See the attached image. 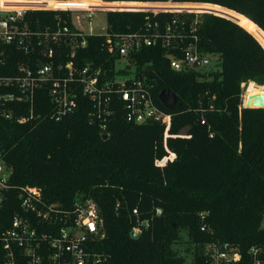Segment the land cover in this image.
Segmentation results:
<instances>
[{"label": "trees", "instance_id": "1", "mask_svg": "<svg viewBox=\"0 0 264 264\" xmlns=\"http://www.w3.org/2000/svg\"><path fill=\"white\" fill-rule=\"evenodd\" d=\"M88 1L113 9L105 11L107 31L143 33L147 23L156 22L163 32L169 24L183 34L178 44L196 35L201 50L219 56L221 68L175 71L166 54L181 52L159 44L135 55V73L153 81L157 104L171 113L169 133L189 135L167 137L176 156L160 168L154 162L167 154L160 122H127L117 110L103 139L98 125L89 123L90 105L81 97L77 109L59 121L50 117L47 86L35 90L32 104L6 98L21 91L17 82L4 79L20 76L21 66L35 69L46 58L41 46L25 53L17 41L0 40V151L12 169L10 183L39 186L48 203L63 207L92 197L103 236L89 244L108 257L107 264H186L185 255L173 248L181 231L192 264H207L204 245L213 241L238 246L248 261L251 247L264 250V103L244 107L255 106L252 96L264 93V0ZM64 3L68 0H0V9L35 7L16 21L31 32L56 29L58 23L77 30L75 11L51 8ZM163 9L169 11H157ZM103 40L86 35V45L72 58L70 46L62 45L55 62L72 59L76 68L90 64L104 78L126 73L116 70L118 57L107 52ZM161 90L170 92V102L176 96L174 107L161 103ZM31 109L34 118L19 122ZM19 211L13 188L0 206V232ZM144 220L148 225L140 224L139 236L132 237L133 227Z\"/></svg>", "mask_w": 264, "mask_h": 264}, {"label": "built area", "instance_id": "2", "mask_svg": "<svg viewBox=\"0 0 264 264\" xmlns=\"http://www.w3.org/2000/svg\"><path fill=\"white\" fill-rule=\"evenodd\" d=\"M24 10H9L5 15L0 14V40L17 41L25 53L35 45L41 46L46 60H39L35 69L21 66L20 76L4 79L6 83L17 82L21 91L18 96L9 94L6 98L16 97L32 104L35 90L47 86L53 106L50 117L59 121L77 109L81 97L89 102L88 121L98 125L101 136L104 133L109 136V123L117 110L123 112L127 122H160L165 125L163 145L167 154L154 163L161 168L167 161H172L176 155L168 149L167 137L189 135L169 133L171 113L157 104L153 81L144 73H135V55L145 46L159 44L165 49L169 47L181 52L180 55L170 51L166 54L170 67L175 71H218L220 68L211 67V53L199 48L197 36L193 35L188 43L178 44V39L183 41L181 31L168 24L162 32L156 22L147 23L143 33H94L80 29L83 20H91L90 12L88 17L75 12L73 20L77 30L58 23L56 29L31 32L26 27L20 29L16 24ZM93 34L104 37L102 45L108 53L118 57L116 70L126 73L104 78L101 70L90 64L76 68L72 59L55 62L61 56L57 50L62 45L70 46L72 58L77 48L86 45V35ZM32 118L31 109L29 118L18 120L25 122ZM201 123H204L203 118ZM11 173L12 169L0 151V206L13 188L17 189L20 200V211L14 213L9 227L0 232V264H107L108 257L93 250L89 244L103 236L99 208L92 197L76 198L70 207L48 203L41 187L12 185ZM133 213H138L137 208L133 209ZM161 213L162 210L157 208L156 214ZM148 223V220L138 221L132 232L139 234L141 225L147 226ZM204 228L203 225L201 229ZM204 254L207 264H264L263 248L254 246L248 250V261H245L238 246L217 241L204 245Z\"/></svg>", "mask_w": 264, "mask_h": 264}, {"label": "rangeland", "instance_id": "3", "mask_svg": "<svg viewBox=\"0 0 264 264\" xmlns=\"http://www.w3.org/2000/svg\"><path fill=\"white\" fill-rule=\"evenodd\" d=\"M29 8H35V7H28V8H21V10L24 9H29ZM40 8H50L48 7H40ZM52 9H71L75 12H80V14H83L84 16H87V14L90 12L91 13V22L87 19V20H83L81 22V26L80 29L86 30V31H91L94 33H106L107 31V22H106V13L105 11L107 10H113V9H107L104 7H97V5L92 6L91 2H89L88 0H68V3H64V4H58L56 7H51ZM119 10V9H118ZM121 10V9H120ZM126 10V9H123ZM140 10H144V9H140ZM3 11H9V10H0V14ZM157 11H169L166 9L163 10H157ZM174 12H189V11H180V10H176ZM204 12V11H201ZM88 17V16H87ZM211 53L210 55V60H211V67L212 69L215 68H221V61L217 58V55ZM214 68V69H215ZM219 70V69H218ZM248 83V82H246ZM242 84V89H243V93H242V106L243 105V97H244V93H245V84ZM263 87V86H262ZM264 88V87H263ZM170 102V101H168ZM263 225H264V219H263ZM181 238L178 242L173 244V248L175 250H177L180 254L185 255L186 264H190L191 258H192V253L191 251L188 250L189 248V243H188V239H187V234L185 233V231H181Z\"/></svg>", "mask_w": 264, "mask_h": 264}, {"label": "water", "instance_id": "4", "mask_svg": "<svg viewBox=\"0 0 264 264\" xmlns=\"http://www.w3.org/2000/svg\"><path fill=\"white\" fill-rule=\"evenodd\" d=\"M264 87V85H263ZM170 94V92H167L166 90H161L158 94V98L161 101V103L166 106L167 108H172L174 107L175 103H176V96L174 94H172V101L168 102V95ZM253 97V104L255 106H244V107H262L260 106L261 104L264 103V93H257L255 94ZM250 97L248 99V101H250ZM103 139H107L108 138V134L104 133L101 136ZM131 236L132 237H138L139 234H136L134 232H131Z\"/></svg>", "mask_w": 264, "mask_h": 264}, {"label": "bare ground", "instance_id": "5", "mask_svg": "<svg viewBox=\"0 0 264 264\" xmlns=\"http://www.w3.org/2000/svg\"><path fill=\"white\" fill-rule=\"evenodd\" d=\"M0 10H17V9H0Z\"/></svg>", "mask_w": 264, "mask_h": 264}, {"label": "crops", "instance_id": "6", "mask_svg": "<svg viewBox=\"0 0 264 264\" xmlns=\"http://www.w3.org/2000/svg\"><path fill=\"white\" fill-rule=\"evenodd\" d=\"M55 1V0H54Z\"/></svg>", "mask_w": 264, "mask_h": 264}]
</instances>
